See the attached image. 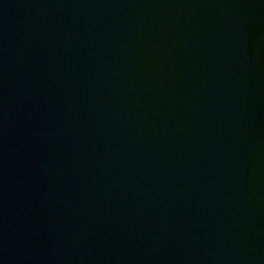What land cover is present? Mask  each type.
Instances as JSON below:
<instances>
[{"label": "water", "instance_id": "1", "mask_svg": "<svg viewBox=\"0 0 264 264\" xmlns=\"http://www.w3.org/2000/svg\"><path fill=\"white\" fill-rule=\"evenodd\" d=\"M0 264H264V0H0Z\"/></svg>", "mask_w": 264, "mask_h": 264}]
</instances>
